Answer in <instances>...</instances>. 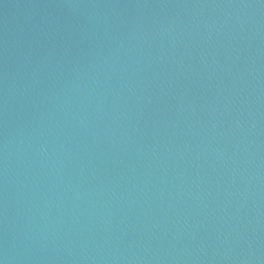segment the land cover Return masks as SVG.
Wrapping results in <instances>:
<instances>
[{"label": "water", "instance_id": "95a60500", "mask_svg": "<svg viewBox=\"0 0 264 264\" xmlns=\"http://www.w3.org/2000/svg\"><path fill=\"white\" fill-rule=\"evenodd\" d=\"M0 264H264V0H0Z\"/></svg>", "mask_w": 264, "mask_h": 264}]
</instances>
